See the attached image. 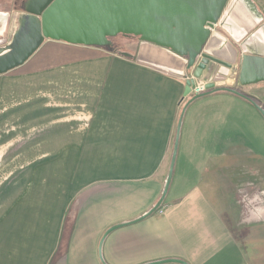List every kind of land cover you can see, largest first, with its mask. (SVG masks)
<instances>
[{
	"label": "crops",
	"instance_id": "crops-1",
	"mask_svg": "<svg viewBox=\"0 0 264 264\" xmlns=\"http://www.w3.org/2000/svg\"><path fill=\"white\" fill-rule=\"evenodd\" d=\"M228 83L246 98L219 91L185 109L160 208L101 243L159 200L194 96L104 48L45 40L0 76V264H254L264 82Z\"/></svg>",
	"mask_w": 264,
	"mask_h": 264
},
{
	"label": "water",
	"instance_id": "water-1",
	"mask_svg": "<svg viewBox=\"0 0 264 264\" xmlns=\"http://www.w3.org/2000/svg\"><path fill=\"white\" fill-rule=\"evenodd\" d=\"M8 44L0 47V76L24 65L45 40L105 48L121 35L138 38L135 54L118 52L158 71L185 80L184 96L193 81L207 82L206 93L192 97L179 117L163 191L145 215L111 227L142 221L162 205L173 175L179 132L187 106L211 93L227 91L234 76L250 86L264 82V15L253 0H24ZM8 14L0 13V46ZM217 24L210 33L206 26ZM228 86V87H227ZM246 98V97H245ZM264 118V110L256 106ZM100 243V244H101ZM148 264H187L169 259Z\"/></svg>",
	"mask_w": 264,
	"mask_h": 264
},
{
	"label": "rangeland",
	"instance_id": "rangeland-1",
	"mask_svg": "<svg viewBox=\"0 0 264 264\" xmlns=\"http://www.w3.org/2000/svg\"><path fill=\"white\" fill-rule=\"evenodd\" d=\"M21 1L22 0H0V13L8 14V21L4 33V38L6 39V41L0 47L5 46L10 41L11 34L16 24V16L21 10L20 8ZM110 41L112 42L111 47H113L114 50L118 52L131 53L130 50H132V52L136 51L137 42H135L133 38L130 39L129 37H123L121 35H118L112 38ZM14 143L16 144V142ZM0 155H2V152H0ZM16 161L17 160H15L14 163H16ZM254 222L264 223V216L255 215ZM252 238L255 241V243L253 244V253H254L253 263L264 264V244L260 242L262 238V233L260 231L255 232Z\"/></svg>",
	"mask_w": 264,
	"mask_h": 264
},
{
	"label": "built area",
	"instance_id": "built-area-1",
	"mask_svg": "<svg viewBox=\"0 0 264 264\" xmlns=\"http://www.w3.org/2000/svg\"><path fill=\"white\" fill-rule=\"evenodd\" d=\"M218 26L217 24H213L211 27L206 26V29L210 32L213 33L217 30ZM188 81L192 80L193 85L190 87V92L189 95L191 96H197L206 93L208 90L206 89L207 85L210 83H214L212 80H208L207 82H204L201 80V78H194L193 76H188L187 79Z\"/></svg>",
	"mask_w": 264,
	"mask_h": 264
},
{
	"label": "trees",
	"instance_id": "trees-1",
	"mask_svg": "<svg viewBox=\"0 0 264 264\" xmlns=\"http://www.w3.org/2000/svg\"><path fill=\"white\" fill-rule=\"evenodd\" d=\"M111 40V39H110ZM104 49L108 50L109 52L117 53L116 50H114L113 47H105Z\"/></svg>",
	"mask_w": 264,
	"mask_h": 264
},
{
	"label": "flooded vegetation",
	"instance_id": "flooded-vegetation-1",
	"mask_svg": "<svg viewBox=\"0 0 264 264\" xmlns=\"http://www.w3.org/2000/svg\"><path fill=\"white\" fill-rule=\"evenodd\" d=\"M129 38H130V39H132V38H133V39H134V41L138 43V38H135V37H129Z\"/></svg>",
	"mask_w": 264,
	"mask_h": 264
}]
</instances>
